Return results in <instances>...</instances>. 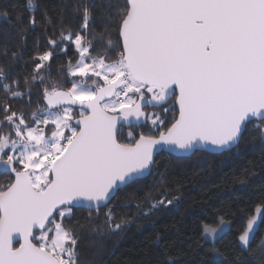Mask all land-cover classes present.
Returning a JSON list of instances; mask_svg holds the SVG:
<instances>
[{
    "label": "snow or ice",
    "instance_id": "1",
    "mask_svg": "<svg viewBox=\"0 0 264 264\" xmlns=\"http://www.w3.org/2000/svg\"><path fill=\"white\" fill-rule=\"evenodd\" d=\"M27 6L35 7L32 0ZM83 13L81 27L88 30L87 6ZM117 15V59L106 62L107 51L116 50L111 38L105 54L93 56V41L62 32L60 43L74 44L80 57L69 75L85 79L71 81L66 91L46 89L47 107L30 122L7 105L0 109V128L10 129L0 133V165L15 174L0 189V264H78L77 236L64 226L72 208L107 207L121 186L153 170L158 145L189 152L210 143L224 150L254 121L264 137V0H125ZM49 44L59 47L56 40ZM53 55H39L36 69ZM172 98L178 109L165 107ZM145 107H160L162 114L146 116ZM130 117L164 130L158 137L129 133V142H121L117 125ZM173 202L162 198L152 207ZM255 213L238 236L244 246L254 239L257 220L264 222V204ZM105 215L111 223L112 210ZM229 225L218 215L203 232L215 240Z\"/></svg>",
    "mask_w": 264,
    "mask_h": 264
},
{
    "label": "trees",
    "instance_id": "2",
    "mask_svg": "<svg viewBox=\"0 0 264 264\" xmlns=\"http://www.w3.org/2000/svg\"><path fill=\"white\" fill-rule=\"evenodd\" d=\"M32 3L35 7L29 10L28 0H0V14L5 15L0 20V70L6 74L0 80V109L7 105L29 122L34 112L47 107L46 89L66 91L77 79L69 75V67L77 64L79 53L74 44L60 43L62 32L65 36L71 32L73 37L79 33L93 41V56L104 55L111 38L116 50L107 51L106 62L118 58L122 41L117 11L125 0ZM85 6L91 17L88 30L81 27ZM31 19L36 20L35 26L30 25ZM50 40H56L59 47L49 44ZM45 51L54 55L37 70L39 55ZM4 84L11 90L6 92ZM12 92L23 95L13 97ZM173 105L176 107L175 98L165 107ZM144 110L147 116L151 111L162 114L160 107ZM3 116L0 110V120ZM172 122L173 113L169 112L165 115L167 127ZM255 123L248 124L236 146L222 153H159L149 176L120 189L99 212L73 207L64 226L71 227L77 236L78 264H264V222L260 221L247 248L238 239L255 208L264 204V137ZM160 130L153 129L151 121L145 119L136 126H121L118 139L129 142V133L136 138L150 132L158 137ZM9 131L0 128V133ZM14 179L10 169H0V189L6 190ZM162 198L174 202L153 208ZM109 209L113 220L105 223ZM218 215H224L230 225L214 241H208L203 224L215 226ZM115 224H121V228L115 229Z\"/></svg>",
    "mask_w": 264,
    "mask_h": 264
},
{
    "label": "water",
    "instance_id": "3",
    "mask_svg": "<svg viewBox=\"0 0 264 264\" xmlns=\"http://www.w3.org/2000/svg\"><path fill=\"white\" fill-rule=\"evenodd\" d=\"M171 99H169L168 100V102L170 101ZM167 102V103H168ZM176 107H177V109H178V105H176ZM143 111L145 112V114H146V116H147V112L143 109ZM130 121L132 122V123H130ZM145 121V117H141L140 118V120L137 122L136 121V118L135 117H130L129 118V120L128 121H123V120H121L120 121V123H118V125H117V129H118V136H119V133H120V128H121V126H131V125H138V124H140V123H142V122H144ZM244 133V132H243ZM243 133H242V135H243ZM242 135H241V137H242ZM240 140H241V138H240ZM240 140H239V142H240ZM238 142V143H239ZM237 143V144H238ZM237 144H235L234 146H236ZM234 146H232V147H234ZM232 147H230V148H232ZM230 148H227V149H224V150H218L217 148H215L213 145H211L210 143L209 144H201V145H199L195 150H192V151H189V152H184V151H181V150H178V149H175V148H173L172 146H169V145H164V146H160V145H158V146H156V150H154V153H153V157H154V159H155V157L159 154V153H161V152H163V151H166V152H168V153H170V154H172V155H176V156H182V155H189V154H191V153H193L194 151H205V152H209V153H214V154H217V153H222L223 151H226V150H228V149H230ZM150 173L151 172H145V174L141 177V178H139V179H142V178H145V177H147V176H149L150 175ZM14 182V181H13ZM132 183V182H131ZM131 183H129L128 185H130ZM128 185H123V186H121V189L122 188H124V187H126V186H128ZM119 191V190H118ZM117 191V192H118ZM116 192V193H117ZM116 193L114 194V196L116 195ZM85 208V209H88L87 207H84V206H77V208ZM15 243V242H14ZM16 245H18L19 246V244L18 243H15V246ZM17 246V247H18Z\"/></svg>",
    "mask_w": 264,
    "mask_h": 264
},
{
    "label": "rangeland",
    "instance_id": "4",
    "mask_svg": "<svg viewBox=\"0 0 264 264\" xmlns=\"http://www.w3.org/2000/svg\"><path fill=\"white\" fill-rule=\"evenodd\" d=\"M5 17V15H3V14H0V20L2 19V18H4ZM80 58V57H79ZM80 79H85V78H81V77H77V79L76 80H80ZM94 79H98V78H94ZM101 83H102V81H101ZM53 110H55V109H53ZM153 113H156V112H153V111H151L150 112V115L151 114H153ZM40 127H43V125H40ZM49 127H51V126H49ZM45 131L46 132H48V128H45ZM13 138H14V135H13ZM6 151H8V150H6ZM11 154V153H10ZM6 159V158H5ZM15 166V165H14ZM2 168H4L3 167V165H0V169H2ZM256 214V213H255ZM254 214V215H255ZM259 223H260V221L259 220H257V223H256V225H255V229H257L258 228V226H259ZM228 228V226H225L224 228H223V231H221V232H218V234H217V237H219L226 229ZM256 231V230H255ZM255 233V232H254ZM254 233H253V235H254ZM204 237H205V239L206 240H208V241H214L210 236H208L207 234H205L204 233ZM216 237V238H217ZM241 243V242H240ZM242 245V244H241ZM262 245H264V238H263V241H262ZM244 248H247L248 246H244V245H242ZM214 254H215V256L216 257H218L219 256V254H218V252L217 251H215L214 252Z\"/></svg>",
    "mask_w": 264,
    "mask_h": 264
}]
</instances>
